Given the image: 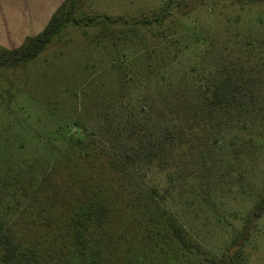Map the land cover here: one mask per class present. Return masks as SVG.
Wrapping results in <instances>:
<instances>
[{"label": "rangeland", "instance_id": "1", "mask_svg": "<svg viewBox=\"0 0 264 264\" xmlns=\"http://www.w3.org/2000/svg\"><path fill=\"white\" fill-rule=\"evenodd\" d=\"M55 1L33 0L29 26L3 27L0 49L39 33ZM73 16L38 56L0 67V227L24 253L13 264H264V210L253 217L264 196V0H76ZM217 75L232 80L235 109L187 112L157 166L139 160L146 150L131 169L111 162ZM122 94L149 110L134 130L142 140L119 122L110 134L126 105L109 101ZM87 208L79 249L73 225ZM165 212L194 248L173 238Z\"/></svg>", "mask_w": 264, "mask_h": 264}, {"label": "trees", "instance_id": "2", "mask_svg": "<svg viewBox=\"0 0 264 264\" xmlns=\"http://www.w3.org/2000/svg\"><path fill=\"white\" fill-rule=\"evenodd\" d=\"M76 0H64L60 6L52 13L50 19L48 20L45 27L36 35L31 37H26L24 42L13 50H5L0 49V67L1 66H10L12 64L18 62H25L30 59L35 58L39 55V53L50 43L51 39L55 36V34L60 30L61 26L67 22L73 21L74 23H78L79 20L75 19L73 16L75 9ZM157 18V17H156ZM119 18H110V21L117 22ZM149 21H147L148 23ZM118 65L117 67L120 69ZM117 69V70H119ZM135 74L131 73L130 75L120 74L119 78L116 80L117 84L122 85V82H126L134 79ZM197 86L200 89L199 95L195 96V101L193 102V98L189 99V103L185 105L184 108L175 112V117L168 113L169 118L167 120V126H163L161 128V133L159 135L154 136L152 139H148L142 141L140 145L135 147H131L128 149V155H124V157H119V155H113L111 162L118 166L119 163L126 169H131L135 162V154L139 151L146 150L143 158L139 159L146 163L149 168L151 166H157L162 161V156L164 155V144L168 138V140H173L174 142V134L180 128V121H186L188 117L187 112L196 114L197 117L203 118H211L215 111L224 108L236 106L233 103L235 95L230 90L232 86V80L228 76L217 75L214 78L208 76H202L197 80ZM112 103H120V107L125 106V113L118 114V111H114L112 123L110 125V134L112 137H116L118 132L116 131L118 122L120 125H125L129 128L133 133L136 134L137 137L145 138L146 132L142 130H138L135 132V128L144 127L145 121L150 119L149 110L145 111V109H140V112L136 110L135 105L132 103H128L125 101L124 95L119 98H114L109 101ZM115 109V108H114ZM195 116V117H196ZM181 118V119H180ZM118 120V121H117ZM205 120V119H204ZM203 121V120H201ZM79 129V135H84L85 131H83L82 126H77ZM116 128V129H115ZM115 131V132H114ZM141 145H145L142 147ZM128 164V167H127ZM151 190V194H157V190L154 186L149 187ZM98 210L101 212L104 208L103 203H98ZM86 210V211H85ZM264 210V196L256 205L253 211V217H259L262 211ZM86 214H89V208L84 209L81 213V217L77 216L75 219V224L73 225L74 229V241L77 248L81 249L84 244V230L81 227L83 217ZM165 220L168 226V229L173 236V238L180 243L184 248H194V246L187 239L183 227L179 224L176 218L165 212L164 213ZM82 220V221H81ZM0 247H1V264H13L17 263L20 260V256L24 253L19 250L17 243L11 237L6 227H0Z\"/></svg>", "mask_w": 264, "mask_h": 264}, {"label": "crops", "instance_id": "3", "mask_svg": "<svg viewBox=\"0 0 264 264\" xmlns=\"http://www.w3.org/2000/svg\"><path fill=\"white\" fill-rule=\"evenodd\" d=\"M17 1V0H15ZM28 2L26 4H21L18 0L14 4V1L11 2L10 5L5 9V14L0 13V43L2 41V38L4 35H7L3 32V27H28L29 26V19L33 18V13L31 8L28 6L29 4L33 5V0H27ZM63 0H56L55 1V7H58L59 4H61ZM19 6L22 7V9L18 8ZM52 12H48V16H45V20H43L42 25L44 26L49 17V14Z\"/></svg>", "mask_w": 264, "mask_h": 264}]
</instances>
